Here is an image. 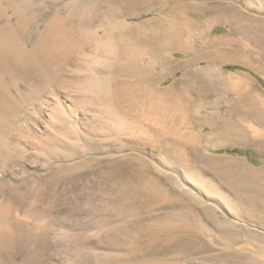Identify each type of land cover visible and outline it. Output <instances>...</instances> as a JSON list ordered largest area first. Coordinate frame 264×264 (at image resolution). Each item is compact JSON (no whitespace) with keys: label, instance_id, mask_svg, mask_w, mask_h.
Segmentation results:
<instances>
[{"label":"bare ground","instance_id":"bare-ground-1","mask_svg":"<svg viewBox=\"0 0 264 264\" xmlns=\"http://www.w3.org/2000/svg\"><path fill=\"white\" fill-rule=\"evenodd\" d=\"M66 1L0 0V264H65L78 257L108 264L113 254L77 244L78 231L94 239L98 223L117 225L111 242L124 252L115 264H264V234L256 230L264 231V162L259 168L224 163L231 191L218 197L230 201V221L177 192L138 156L115 160L109 153L116 133L122 144L133 138L151 154L175 157L167 138L190 90L176 92L177 82L163 86L165 70L194 65L200 67L184 73L187 85L227 100L224 110L202 118L188 143L219 136L264 152V98L249 81L214 69L234 63L264 73L263 15L228 2L165 0L155 10L156 0ZM153 11L146 21L130 22ZM216 26L223 35L212 36ZM99 167L110 184L103 216L65 219L64 213L80 212L69 184ZM19 191L33 196L23 210L7 195Z\"/></svg>","mask_w":264,"mask_h":264},{"label":"rangeland","instance_id":"rangeland-1","mask_svg":"<svg viewBox=\"0 0 264 264\" xmlns=\"http://www.w3.org/2000/svg\"><path fill=\"white\" fill-rule=\"evenodd\" d=\"M71 1L73 0H67L66 2H71ZM162 1L165 0L155 1V4L157 6L155 10H159L161 8ZM167 1L169 2L173 1L174 3L178 1L180 2L183 1L187 4L201 3L209 6L230 3L231 5L238 8L243 13L250 12L252 15L256 14L257 16H261V17L263 15L264 17V0H249L248 10L250 11H248L247 8L244 6V0H187V1L167 0ZM49 8L52 9L51 6ZM153 12L144 13L137 19V21L131 20L130 22L138 23L141 21H146L148 18H151L155 15V12L154 13ZM223 33H224V29L222 28V26H216L212 32V36H220L223 35ZM251 59L255 61V56L254 55L251 56ZM256 60H259L258 57L256 58ZM255 64L258 63L255 62ZM198 66L199 65L197 66L194 65L191 68L189 66L188 67L183 66L180 67L179 68L180 70L178 69V71L174 74H173L174 71L173 69L165 70V77L167 76L168 78L166 77L163 86H170L172 83L177 82L178 83L176 86L177 89H175V91L176 90L178 91L179 88L181 87L183 89H185L186 87L187 89L189 88L188 90H190L188 91L187 94L183 96V102L181 104V108L183 109H180V111L176 113L174 117L177 118L176 119L174 118L175 120L173 119L174 122L171 121L172 124L175 123L174 125H176V127L174 125H173L174 127H171L172 131L170 133H172L173 131L174 132L172 133L173 136L170 135L168 136L167 144L169 146L176 147L175 150L176 152L174 151V156H175L174 158L168 157V154L165 153L159 154L158 151L151 154L150 149L144 150V146L142 147L133 138L130 139L128 142H125L127 144L125 143L122 144L120 140V136H118V134L116 133L115 135H113V137L116 138V140L113 141V143L111 144L109 153L113 154L112 157L115 160H123L127 157L138 156L150 166L152 172L156 174L158 177L161 178L167 177L171 179V181L173 182L172 184L173 189H175L177 192L187 193V195L193 196L194 198L201 200L202 202L208 204L209 206L210 205L213 206L215 210H217L216 215L219 216L220 219L233 221L234 219L232 217V214L229 212V208H228L229 204H231L230 201L227 200V202H225L221 200L220 197H218L219 193L229 195L231 191L227 181L225 182V180L223 179V174H222L223 165L224 163H228L230 161H237L249 168H259L262 166L264 162V152L259 151L253 146L226 144V142L223 141L221 138H219V136H215V137L211 136L210 138L213 139L216 138L217 141L215 140L216 142L209 144L199 143L196 146L194 145L191 146L188 143V140L199 132L198 129L201 126L200 124L202 118L206 116L208 117L212 112L216 111L218 108H220L221 110H224L226 108L225 107L226 103H224L227 100L226 96L221 97L222 95L220 96L214 93L213 94L209 93L208 95L200 96L196 85L193 86L192 88H191L192 85L191 86L187 85L189 83L188 79L190 78V76L188 74H187L188 76L186 74L184 76V73L187 70L195 69ZM214 69H219V71L222 73V76L226 78L227 76L228 77L232 76L231 79L235 81L237 80L240 82L242 80L249 81L252 84V86L255 88V90L261 95V97L264 98V73L254 71L245 66L234 63L218 66L216 68L214 67ZM157 73H159V71H157ZM181 77H184L187 80H183L182 82H180L179 80L181 79ZM186 85L189 87H187ZM199 98H201L202 100ZM198 108H200L199 109L200 111L198 110ZM173 128H175V130ZM256 128L259 127L256 126ZM206 132H208L207 129H205V133ZM193 133L194 135H192ZM127 137L128 136L126 137L121 136V138L123 139ZM168 140L170 141L168 142ZM121 148H122V152L120 153ZM151 155H153L152 160H150ZM93 156H97V155L94 154ZM145 157L146 159H144ZM103 169L104 168L102 167V170ZM32 174L31 173L29 174V178H32L36 174V171L32 172ZM4 175H5L4 172L0 171V183L4 182L5 180ZM80 178L74 183H72V181L70 180L72 184H69L70 187L68 185L69 189L75 192L74 196L78 199L80 212L77 211L76 215L75 214L71 215V213H64V217L65 219L67 218L72 219L73 217H77L80 219L85 218L83 219L85 221L89 218L87 217L86 213H90V215L92 214V216H95L94 220L95 219L98 220L100 217L103 216L104 209L102 202L105 199L104 193L110 184L106 183L107 181L106 177L105 175H103V172L101 171L100 167L94 170L83 171L81 173ZM69 189L67 188L68 191ZM89 189L90 190L92 189L91 190L92 192H90ZM50 193H51V188L48 194ZM9 194L11 195V197ZM7 195L8 197H10L13 204L15 203L14 204L15 207L17 206L16 208L20 210L28 208L30 204L29 202L30 200H32L33 197L31 193L29 194L28 192L25 191H19L14 193L9 192ZM30 196L32 197L30 198ZM195 205L197 206V204ZM261 220L264 222V219L261 218ZM111 227H109L110 233L108 235L107 231L109 228H106L105 226H101L99 223L94 224V228L92 229L93 230L92 232L94 233V239L91 238L90 239L91 241L89 240V238L87 239L88 237L87 231L80 230L78 231L80 233V241L78 240L77 244H79L80 246L87 245L90 243L94 244L95 247L94 251L96 252L107 251L113 254V257L110 260V262H108V264L109 263L115 264V262L118 261V259H114L115 256L123 253L124 249L118 247L117 249L114 245H112L111 236L113 237L116 236V231H115V227L117 228L116 223L112 224ZM256 230L264 234L263 230L261 231V229L259 228H256ZM78 258L77 260L66 262L65 264H88L83 260V258L80 257ZM98 260L99 258L96 259L95 262L91 264L103 263L102 259L99 261ZM53 264H60V263L54 261Z\"/></svg>","mask_w":264,"mask_h":264}]
</instances>
